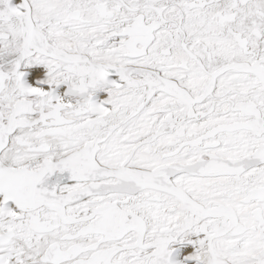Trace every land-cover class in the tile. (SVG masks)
Masks as SVG:
<instances>
[{
    "label": "snow or ice",
    "instance_id": "snow-or-ice-1",
    "mask_svg": "<svg viewBox=\"0 0 264 264\" xmlns=\"http://www.w3.org/2000/svg\"><path fill=\"white\" fill-rule=\"evenodd\" d=\"M0 264H264V0H0Z\"/></svg>",
    "mask_w": 264,
    "mask_h": 264
},
{
    "label": "bare ground",
    "instance_id": "bare-ground-1",
    "mask_svg": "<svg viewBox=\"0 0 264 264\" xmlns=\"http://www.w3.org/2000/svg\"><path fill=\"white\" fill-rule=\"evenodd\" d=\"M174 257L179 258V252L178 251L174 253Z\"/></svg>",
    "mask_w": 264,
    "mask_h": 264
}]
</instances>
